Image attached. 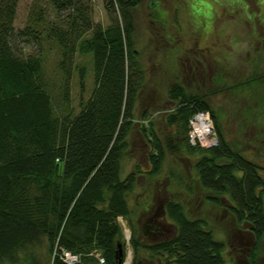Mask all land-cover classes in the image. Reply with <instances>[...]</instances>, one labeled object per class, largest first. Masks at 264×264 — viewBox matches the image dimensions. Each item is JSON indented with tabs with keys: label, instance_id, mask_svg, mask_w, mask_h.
<instances>
[{
	"label": "trees",
	"instance_id": "trees-1",
	"mask_svg": "<svg viewBox=\"0 0 264 264\" xmlns=\"http://www.w3.org/2000/svg\"><path fill=\"white\" fill-rule=\"evenodd\" d=\"M18 1L0 0V264H65L58 257L63 250L79 254L83 264H100L95 252L103 264H123L126 248L119 218L130 229L131 264H226L224 244L207 220L191 217L176 196L163 209L175 235L150 244L136 237V205L130 196L138 178L157 177L166 157L182 149L198 187L208 193L205 201L225 208L258 244L264 234V165L242 151L241 140L227 137L230 129L209 100L213 92L235 95L242 118V129L235 134L251 130L252 139L264 143V61L261 72L255 63L240 81L215 84L217 91L194 93L178 81L170 84L166 99L173 107L165 121L175 131L161 137L153 119L147 129L140 126L149 145L150 168L137 166L123 176L143 86L131 11L139 0H103L110 15L106 26L94 22L88 0H43L52 17L32 6V26L16 30ZM29 38L60 49L59 108L46 89L42 54L19 51L20 41ZM79 54L91 58L94 87L74 112L69 79L76 69L83 88L84 67L72 64ZM237 87L241 97L233 92ZM201 111L209 114L217 136V144L207 148L191 145L186 134L189 119ZM175 174L171 170V178ZM186 191H193L191 185Z\"/></svg>",
	"mask_w": 264,
	"mask_h": 264
},
{
	"label": "rangeland",
	"instance_id": "rangeland-1",
	"mask_svg": "<svg viewBox=\"0 0 264 264\" xmlns=\"http://www.w3.org/2000/svg\"><path fill=\"white\" fill-rule=\"evenodd\" d=\"M88 2L93 11L94 22L108 25L110 15L104 8L103 0ZM44 5L46 3L43 0H19L15 29L32 26L29 18L32 6L36 10L42 8L51 18L53 14L50 7ZM131 11L135 19V47L140 53L143 86L135 103V124L123 160V176L134 168L137 169V166L144 171L149 169L146 162L149 145L139 131L140 126L147 129L153 119L156 131L161 137L175 131V127L166 125L165 121L173 107L166 99L170 84L178 81L194 93L217 91L219 86L215 87V84L240 81L241 74L247 75L255 63L259 67L258 72H261L260 66L264 61V0H139ZM116 15L119 16V10H116ZM18 45L22 49L19 51L25 55L42 54L46 89L54 106H62L60 87L63 72L58 67L60 49L55 43L35 38L21 40ZM72 64L74 67L83 66L85 71L83 88L76 69H71L69 79V105L77 112L93 91L91 58L89 55L79 54L74 57ZM237 89L238 87L234 88L233 92H239L241 97V91ZM213 93L209 101L218 110L223 119L222 123L230 129L227 137L241 140L242 151L264 165V156H260L264 143L257 142L256 137L252 139L251 130H241L244 131L241 135L235 134L236 128L242 129V118L237 115L241 112V100L240 103L236 102V96L231 93ZM144 112L148 118L142 117ZM190 157L194 159L193 156ZM188 162L190 160H187L186 151L182 149L177 155L166 157L162 172L157 177L143 175L138 178L130 196L131 204L137 206L134 208L136 215L132 220L137 230L136 237L145 244L152 243L144 234L146 220L155 213L159 214V218L167 220L162 210L166 202L176 196L185 203L191 217H204L207 220L209 227L214 230V237L225 242L227 256L240 258L241 254V264H248L254 247L256 255L253 260L264 264V234L256 244L252 235L242 227L240 252L235 220L222 206L205 201L208 193L198 187L190 173ZM171 170L176 173V177L171 178ZM190 185L192 192L186 191ZM120 223L123 226L126 248L125 264L129 255L132 262V248L129 244L131 233L125 220H120ZM169 228L174 230V227ZM95 255L99 254L95 252L93 256ZM97 261L103 264L98 258Z\"/></svg>",
	"mask_w": 264,
	"mask_h": 264
},
{
	"label": "built area",
	"instance_id": "built-area-1",
	"mask_svg": "<svg viewBox=\"0 0 264 264\" xmlns=\"http://www.w3.org/2000/svg\"><path fill=\"white\" fill-rule=\"evenodd\" d=\"M187 136L191 145L198 144L201 147L207 148L217 144V136L213 129L211 118L207 112H196L191 116L188 122ZM58 257L65 264H83L79 254L69 251L63 250L59 252ZM96 257L103 263V258H101L100 255Z\"/></svg>",
	"mask_w": 264,
	"mask_h": 264
},
{
	"label": "flooded vegetation",
	"instance_id": "flooded-vegetation-1",
	"mask_svg": "<svg viewBox=\"0 0 264 264\" xmlns=\"http://www.w3.org/2000/svg\"><path fill=\"white\" fill-rule=\"evenodd\" d=\"M146 162L148 164L147 159H146ZM148 167L150 168L149 165H148ZM169 226L173 227L172 225H170L168 223V221L166 219L159 218V214L155 213L154 216H152L146 220L145 225H144V229H145L144 234L152 242L167 240V239L173 237L176 233V229L173 228L174 230H171L169 228ZM237 230L239 233L238 234V237H239L238 238V244H239L238 250L241 252V223L239 224ZM249 234L252 235L251 233H249ZM252 237H253L254 242H255V238L253 235H252ZM216 239L221 240V239H218L217 237H216ZM221 241L224 244V248H223L222 252H223V255L225 257L226 264H241V254H240V258H238L237 256H230V255L227 256L225 253L226 252L225 242L223 240H221ZM255 250H256V248H255ZM255 255H256V251H254L253 256H250L248 264H258L257 261L252 260V257L255 258Z\"/></svg>",
	"mask_w": 264,
	"mask_h": 264
},
{
	"label": "water",
	"instance_id": "water-1",
	"mask_svg": "<svg viewBox=\"0 0 264 264\" xmlns=\"http://www.w3.org/2000/svg\"><path fill=\"white\" fill-rule=\"evenodd\" d=\"M122 255H123L122 247H121L120 244H118V249H117L116 252H115V256H116V258H117V256H118V263H120L121 258H122Z\"/></svg>",
	"mask_w": 264,
	"mask_h": 264
},
{
	"label": "bare ground",
	"instance_id": "bare-ground-1",
	"mask_svg": "<svg viewBox=\"0 0 264 264\" xmlns=\"http://www.w3.org/2000/svg\"><path fill=\"white\" fill-rule=\"evenodd\" d=\"M125 264H131V257H130V255L128 256V260L125 262Z\"/></svg>",
	"mask_w": 264,
	"mask_h": 264
}]
</instances>
